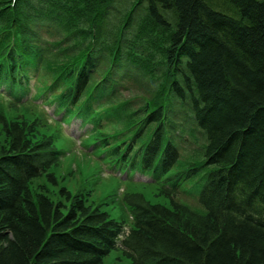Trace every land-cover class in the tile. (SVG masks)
<instances>
[{
  "label": "trees",
  "instance_id": "trees-1",
  "mask_svg": "<svg viewBox=\"0 0 264 264\" xmlns=\"http://www.w3.org/2000/svg\"><path fill=\"white\" fill-rule=\"evenodd\" d=\"M114 3L0 0V80L17 86L29 69L41 70V91L91 122L90 139L123 167L163 183L210 169L199 191L204 218L173 198L168 207L139 192L127 195L132 222L122 245L142 264H264V213L257 210H264V0H230L229 7L224 0ZM123 7L132 9L126 14ZM133 7L155 22L133 19ZM178 37L192 61L174 49ZM10 39L15 51L41 65L11 69L14 52L5 49ZM193 42L200 44L196 55ZM177 69L193 74L198 84L203 144L200 160L172 172L179 161L161 109L199 103L194 93L176 99L166 90L186 83L171 81ZM37 117L41 124L22 113L0 114V264H101L121 225L105 222L109 214L84 193L64 186L51 191L36 182L46 176L58 184L50 170L61 155ZM232 186L236 192H228Z\"/></svg>",
  "mask_w": 264,
  "mask_h": 264
},
{
  "label": "rangeland",
  "instance_id": "rangeland-1",
  "mask_svg": "<svg viewBox=\"0 0 264 264\" xmlns=\"http://www.w3.org/2000/svg\"><path fill=\"white\" fill-rule=\"evenodd\" d=\"M117 3L118 0H115L114 6ZM32 82L33 79L30 80V84ZM33 91L31 86L29 96L32 95ZM51 123L53 124L52 120ZM198 138L199 142L203 144L201 134ZM0 139H2L1 134ZM55 144L64 151L60 165L52 168L58 184H53L47 180V177L37 179L36 182H40L41 185L46 183L51 191H57L60 186L67 187L72 192L80 191L85 194L91 204L98 205L102 211L109 213L117 221L128 219L129 204L125 197L127 193L131 192L142 193L151 203H160L172 207L171 198H173L196 211L204 210L203 205L199 202V191L205 178L203 170L187 178L174 176L169 182L175 183L176 186L172 188L170 184L167 185V189L170 190L167 192L159 183L151 180H140L135 175L127 176L125 171L114 164L105 163L102 158L84 154L85 152L81 151L77 153L74 147L75 141L71 136L60 133ZM193 145L189 148L186 141L180 144L179 163L172 168V172L183 170L187 167L188 162L202 158L201 153L192 156V152L195 150V144L193 143ZM86 191H90V193L88 194ZM50 196L53 197L51 194ZM101 264H130V258L127 257L121 247H118L112 249L104 257Z\"/></svg>",
  "mask_w": 264,
  "mask_h": 264
},
{
  "label": "bare ground",
  "instance_id": "bare-ground-1",
  "mask_svg": "<svg viewBox=\"0 0 264 264\" xmlns=\"http://www.w3.org/2000/svg\"><path fill=\"white\" fill-rule=\"evenodd\" d=\"M38 2H40V1H38ZM158 2L160 3V0H158ZM224 2L226 4L225 6L229 7L230 0H224ZM111 5H113V3ZM142 5H143V3H142ZM29 6H30V10H31L33 6H31V5H29ZM124 6H125V3H124ZM105 7H106V5H105ZM84 8L86 10H89L91 12L90 14L93 13V10L90 9L89 7L85 6V7H83V9ZM222 8H224V7H222ZM131 9L132 8H130L128 10L126 7H123V10H124V12L126 14H128V12ZM73 10H78V7L76 5L73 6ZM110 10L113 11V12H115V11H117V8L116 7H112ZM25 13L29 14L28 11H27V9L25 10ZM132 14H134L133 19H135V20H137V19L140 20V18H141L144 21H153V22H155V19H153L152 17H150V16L147 17V16H144L143 13H138V8L135 9L133 7V13ZM138 15L140 16V18H139ZM26 20L32 21L33 19H31L30 17L27 16L26 17ZM90 20L92 21L91 16H89V18L87 19V21L90 22ZM40 22L43 24L42 20ZM19 23L23 24L22 22H19ZM186 32H187V30H186ZM174 43H175L174 49L177 50V52L180 55V57L183 58V59H188V60L190 59L192 61V58L189 57V54H188L189 48L185 44L186 41L184 40V37H181V38L178 37L177 40ZM199 45L200 44L198 42H196V43H194V42L193 43H190L189 47H190V49L192 51V55H196L197 53H199V50H200L199 49V47H200ZM8 46L14 52V54L12 56V59H10V62H11L10 63V68L11 69L14 68V67H17L20 64H24V63H26V64H28V65H30L32 67H39L41 65L42 61H39V60H35L34 61V60L31 59V57L29 55H26L25 53H23V54L22 53L21 54L18 53L17 51L14 50V48L9 43H6L5 44V49ZM180 52H182V53H180ZM40 71L41 70L36 69L35 75L40 74ZM173 74L176 75V76H175L174 79H171V81H175V80H177L179 78L181 81L184 82L185 81V78H186V81H185L186 83L182 87L175 88V87L171 86L172 85L171 84V85H169L166 88V90L167 89H171L172 90L170 92H171L172 95H174V98L177 99L176 96L178 94L181 95L183 92H187V93H190L191 92V93H194V95H198V97H199V94L200 93H199L198 87H197L198 84H197V82L195 83V80L196 79H195V77H194L193 74H189V72H185V71L180 70V69L175 70V72H173ZM190 85H191V87H190ZM158 92L159 91H156L155 90V94H158ZM202 105H204V104H203V99H202V97L200 95V97H199V103H197V102H194L193 103L191 100H188V101H179L175 105H168V107H166L164 109H161L162 110L161 111V113H162L161 118L163 120H165L167 122V124H169L168 126L170 128H172V132H173L172 136L174 138L180 139L182 141H187L189 148L193 146V143L195 144V141H194L193 138H191V141H188L187 140V137H191L192 135H195L196 138H197L201 134V132L203 131V127H202L203 125L201 123L200 118L198 117V110L201 109ZM181 110H183V111H181ZM185 110L192 111L194 114L193 113H186L185 114L184 113ZM176 150H177V156L180 157V152L181 151L179 152V149H176ZM194 151H196V149ZM194 151L192 152V156L200 155L199 153L194 152ZM212 160L213 159L211 158V161ZM203 163H204V161H203ZM215 165H216V162H214V166ZM215 169L217 171L222 170V168L220 167V165H217ZM200 170H203V176L205 177L204 178V182H205L206 179H207V177H208V173H209L210 169L207 171V169L204 166H202V167L199 168V171ZM204 182H203V184H204ZM213 182H214V177H213ZM243 186H246V185L243 184ZM237 188H238V186H235V187L232 186L230 189H228V192H232V193L233 192H236ZM254 194H256V193H254ZM203 196L206 197V198L208 197L207 194H204ZM203 207H204V210H202L200 213H198V216L204 218V217H206L208 215V214H206V213H208V211H206V208H205L204 205H203ZM257 210H258L259 213H264V210L263 209H257ZM250 215H251V213H250ZM104 221L105 222L106 221L111 222L114 226L116 224H114L113 222L117 223L116 220L112 219L111 217H107V218L104 217ZM254 221H255V223L259 224V223H261L262 220L256 218V219H254ZM107 242L109 243L110 241L107 240ZM107 246H109V244ZM101 247H103V245H101ZM101 247H99V248H101ZM104 247H106V246H104ZM124 253L127 255V257L130 258V264H131V262L133 264H137V262H138V264H142L144 262V260H139L138 261V256L137 257H134V255H132L131 253H129L127 251H124ZM177 262H179L177 264H185V263H180L179 260Z\"/></svg>",
  "mask_w": 264,
  "mask_h": 264
}]
</instances>
